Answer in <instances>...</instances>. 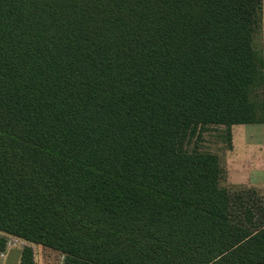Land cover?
<instances>
[{"label":"trees","instance_id":"16d2710c","mask_svg":"<svg viewBox=\"0 0 264 264\" xmlns=\"http://www.w3.org/2000/svg\"><path fill=\"white\" fill-rule=\"evenodd\" d=\"M263 19L264 0H0V251L264 264V202L207 147L264 123Z\"/></svg>","mask_w":264,"mask_h":264},{"label":"rangeland","instance_id":"374dc122","mask_svg":"<svg viewBox=\"0 0 264 264\" xmlns=\"http://www.w3.org/2000/svg\"><path fill=\"white\" fill-rule=\"evenodd\" d=\"M256 45L264 55V19L263 29L256 39ZM207 138L209 140L207 147L220 155L226 170V178L222 185L232 193L255 192L258 199L264 202V123L232 127V148L230 149L223 139ZM1 253L2 251L0 256ZM34 253L35 264H63L64 262L62 254L39 245H36ZM6 264H15V262L12 259Z\"/></svg>","mask_w":264,"mask_h":264},{"label":"crops","instance_id":"0c3cea01","mask_svg":"<svg viewBox=\"0 0 264 264\" xmlns=\"http://www.w3.org/2000/svg\"><path fill=\"white\" fill-rule=\"evenodd\" d=\"M8 239L9 241L7 242L8 245L6 247V250L2 252L0 256V264H6L12 259L14 260L15 264H21L24 247L32 246L33 249H36V245H32L19 238L9 236Z\"/></svg>","mask_w":264,"mask_h":264}]
</instances>
